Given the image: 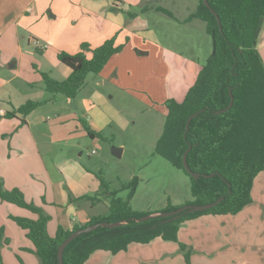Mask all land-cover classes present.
Wrapping results in <instances>:
<instances>
[{
	"label": "crops",
	"instance_id": "0c3cea01",
	"mask_svg": "<svg viewBox=\"0 0 264 264\" xmlns=\"http://www.w3.org/2000/svg\"><path fill=\"white\" fill-rule=\"evenodd\" d=\"M149 2L150 0H0V42H4L6 33L9 36L18 35L23 40L25 36L22 32L24 31L29 35L28 44L36 48L41 58H47L49 53L58 59L60 52L75 54L83 43H89L93 48H97L107 40L115 38L116 45H123V50L114 55L97 76V85L108 86L109 92L112 93L110 97L112 101L115 96H120L128 105L131 102L147 103L166 117L168 114L166 101L174 99L183 102L187 92L195 84L203 66L200 59L193 53L200 54L203 52V47L190 39L189 41L181 40L167 30L164 34L159 32L157 34L144 15L137 12L134 18L129 15L134 13L130 10L131 6L142 3H145L142 12L146 14L159 12L157 8L161 6L154 5L153 2L149 5ZM198 3L199 0L195 1V11ZM192 10V13L189 11L185 17L174 15L175 19H173L180 24L193 25L195 21H198L197 19L182 23L195 12ZM15 42L16 40H13L12 43L15 51L6 61H12L9 69L15 70L14 76L0 83L1 115L12 111V108L8 109L9 106L13 105V109L16 108L14 102L16 94L20 93L19 89L16 85L8 87L24 75L21 70L24 60L22 50L18 42L17 46ZM182 44H186L182 46L184 49H180ZM186 47L188 49H185ZM257 49L264 62V24L258 38ZM0 51L5 53L2 47ZM91 55L89 53L88 57ZM61 64L64 68L58 67L59 71L67 79L72 70ZM36 71L41 73L42 69L38 68ZM11 88L12 90H9ZM108 100L101 91H95L92 100H84L87 111L83 119L88 122L94 132L101 133V136L107 127H111L116 121H121V115L113 109L112 101ZM28 117L26 123L22 124L21 117L5 119L0 116V166L4 160L7 163L16 160L21 162V159L26 156H33L34 162L38 164V159L32 151L36 148L34 138L26 132L28 131L26 126H30ZM23 125L26 126L23 127ZM9 134L13 136L7 139ZM6 135L7 138H5ZM98 138L95 137L94 140ZM120 147L123 148L122 155H124L126 147L124 145ZM8 148H13L21 154L16 156L7 153ZM8 166L9 164L4 168L0 167V176L5 179L6 188L21 187L28 201L33 200L34 204L42 207L51 216L48 223V233L51 237L56 235L59 226L71 231L76 225L86 224L94 216L105 215L95 213L97 205L101 203L110 205L109 202L100 199L94 204L79 205L74 208V204L69 202V194H65V183L76 198L92 196L90 193L94 195L99 191L100 181L95 173L84 168L65 167V163L62 164V162L56 164L63 176L58 181L48 170L46 173L40 172L43 174L39 176V170L31 171V167L28 166L19 164ZM68 173L71 174L70 179H67ZM32 175L43 178L45 182L40 183L31 179ZM43 188H46L45 192ZM252 197L253 203L237 215H205L181 225L180 242L191 246L195 251L191 264L262 263L247 261L244 253L241 257L235 252L236 258L232 259L225 256L226 250L238 248L234 245L235 242L245 246L246 243L243 244L238 239L240 232H244L245 235L248 232H257L264 236V172L260 173L254 181ZM65 207L67 208L66 223L65 216L63 218L61 214V210ZM73 211L74 214H72ZM10 216L38 218L26 209L0 199V227L6 228L5 234L10 240V243L1 249L4 263L39 264L38 257L31 251L25 250L34 249L27 238L26 231L18 227ZM261 235L257 243L264 249V238H261ZM176 254H178L177 259L182 257L177 243L157 238L149 244L133 243L127 251L117 255L97 251L85 264H179L174 257ZM262 255L264 256V252ZM217 256L220 259H217Z\"/></svg>",
	"mask_w": 264,
	"mask_h": 264
},
{
	"label": "trees",
	"instance_id": "16d2710c",
	"mask_svg": "<svg viewBox=\"0 0 264 264\" xmlns=\"http://www.w3.org/2000/svg\"><path fill=\"white\" fill-rule=\"evenodd\" d=\"M208 1L211 8L206 6L204 0H200L196 11L182 23L194 19L204 22L207 33L213 39L214 52L183 102L174 99L166 101L168 114L155 151L190 178L195 199L190 205L223 200L209 210L184 213L175 220L161 224L168 218L159 214L180 207L168 206L161 212L134 211L129 202L134 196L137 178L123 185L122 190H130L124 201L117 197L119 191H111L103 176L96 174L100 188L94 197L87 195L74 198L70 194L69 201H92L94 204L102 198L109 199L108 214L94 216L86 224L76 225L71 231L59 226L56 235L51 237L48 233L51 216L42 207L28 202L22 190L6 189L0 177L1 201L38 216L37 219L10 216V219L26 231L34 249L25 250L34 253L39 264H59L58 250L61 244L77 230L98 223L121 225L115 228L100 227L76 238L65 249L64 264H85L97 251L117 255L127 251L133 243L149 244L157 238L177 243L186 264H191L192 249L179 240L182 224L205 215H237L253 203L254 181L264 172V62L257 49L264 24V0ZM157 11L174 18L167 9L159 7ZM129 15L136 17L135 13ZM123 47L117 46L115 38H112L97 48L83 43L75 54L60 52L59 61L69 67L72 73L67 79L59 81L41 72L46 91L75 101L88 76H98ZM89 53L91 57H88ZM43 104L42 101L29 100L0 116L5 119L21 117L22 124H25L26 118ZM220 111L223 112L218 113ZM194 114L197 115L188 128V120ZM79 121L88 136H101V133L92 130L85 119ZM187 151L188 166L193 173L200 175L197 180L185 168L184 155ZM153 215L155 217L147 221H137ZM5 232L6 228L0 227V264H5L1 249L10 243Z\"/></svg>",
	"mask_w": 264,
	"mask_h": 264
},
{
	"label": "rangeland",
	"instance_id": "374dc122",
	"mask_svg": "<svg viewBox=\"0 0 264 264\" xmlns=\"http://www.w3.org/2000/svg\"><path fill=\"white\" fill-rule=\"evenodd\" d=\"M195 1L198 0H150L149 5L153 2L152 4L171 11L175 17H185L189 11L192 13V9V11H195ZM144 5L145 3L133 5L130 10L144 15L147 20L149 19L150 26L157 31V34L158 32L164 34L167 30L171 34L180 37L181 40L189 41L190 39L199 44L200 47L202 46L203 52L200 54L193 53V55L200 59L202 66L207 63L214 52V46L213 39L207 33L204 22L198 20L193 25L180 24L160 12L154 11L147 14L142 12ZM22 34L25 36L23 40L18 35L15 37L6 33L4 42H0V47L5 50L4 54L0 51V57L2 56V59H0V83L2 80L11 79L14 76L15 70L9 69L12 61H6L15 51L12 43L13 40H16V46L18 42L23 54L22 59L24 60L22 61L21 70L24 75L8 87L16 85L20 92L16 94L14 106L19 108L29 100L44 102L28 117L30 126L25 125L28 129L26 132L34 138L36 148L32 151L38 159V164L34 162L35 158L33 156H26L21 159V162L16 160L7 163L4 160L1 163V168H4L7 164H9L8 167L19 164L31 167V171L39 170L38 173L43 171V173H46L48 170L55 177V180L60 181L63 176L56 164L62 162V164L65 163V167L84 168L95 173V175L101 174L109 183L110 190L119 191L117 197L124 201L127 200L130 190H122L123 185L137 178L135 193L129 203L134 211L141 213L161 212L168 206L184 207L194 202L190 178L183 171L176 169L169 161L156 154V144L163 134L166 122V117L160 111L152 109L151 105L147 103L131 102L128 105L120 96H115L113 101L110 100L112 93L109 92L108 86L97 85V76L93 74L88 76L85 87L80 90L75 101H70L60 94L54 95L47 92L41 73H37L36 70L38 68L42 69V72L49 73L52 78L63 81L66 79L65 75L59 71L58 67H64L56 56H51L49 53L47 58H41L36 48L32 44H28L29 35L24 31ZM184 45L186 44L180 45V49ZM185 49H188V47ZM9 90H12V88ZM95 91H101L105 98L109 99L108 101H112L113 109H116L121 115V121H116L111 127H107L102 133L103 136L96 140L88 136L79 121L86 115L87 111L84 100H92ZM11 108L13 110V105L8 107V109ZM25 126L23 125V127ZM12 136L9 134V138H7V135L5 138L10 139ZM120 145H124L126 150L124 155L117 157L113 154V148L123 149ZM7 153L16 156L21 154L14 151L13 148H8ZM43 173H40L39 176ZM68 174L67 179H70L71 174ZM39 176L32 175L31 179L33 178L40 183L45 182ZM2 180L5 185V179L2 178ZM14 188L23 191L21 187ZM64 189L66 195L69 194L70 196L71 194L74 197L72 190L66 183ZM43 191L45 192L46 188H43ZM23 193L25 194L24 191ZM90 195L94 197L95 194L90 193ZM25 198L28 199L26 194ZM102 199L110 204L109 199ZM28 202L33 203V200ZM79 202L71 204H74L75 208L79 205L92 203V201ZM84 202L89 203L85 204ZM97 206L95 213L108 214L110 205L106 206L101 203ZM66 211V207L61 210L62 217L65 216V223L67 220ZM75 212L73 211L72 214ZM260 235L257 232H248L246 235L244 232H240L238 239L241 240V243H246L245 246H240V242H235L234 245L238 248L226 250V258H236L234 256L235 252L238 256L243 257L244 253L247 261H261V264H264V256L262 255L264 249L257 243ZM261 238H264V236L261 235ZM189 247L192 249V261L195 251L191 246ZM178 254L174 256L176 257L175 260L179 261V264H186L183 254H181L182 257L177 259ZM217 259L220 258L217 256Z\"/></svg>",
	"mask_w": 264,
	"mask_h": 264
},
{
	"label": "water",
	"instance_id": "95a60500",
	"mask_svg": "<svg viewBox=\"0 0 264 264\" xmlns=\"http://www.w3.org/2000/svg\"><path fill=\"white\" fill-rule=\"evenodd\" d=\"M206 6L208 8H211L210 7V4H209V1L208 0H204ZM217 16V15H216ZM217 19H218V22L220 24V19L219 17L217 16ZM233 103V101H232ZM232 103H231V106H232ZM230 106V107H231ZM223 111H220L218 113H221ZM197 114H194L192 115L189 120H188V125L187 127L189 128V124L191 123L192 119L196 116ZM190 150V149H189ZM188 150V151H189ZM188 151L185 153L184 155V165H185V168L187 170V172L194 178V179H199L200 178V175L199 174H196V173H193L190 169V167L188 166V163H187V155H188ZM122 153H123V149L121 148H113V154L117 157H121L122 156ZM205 177H209V176H205ZM223 200V198L217 200L216 202L214 203H211V204H205V205H187V206H184V207H180L179 209L175 210V211H172V212H164V213H161L159 214L158 216H161L163 218H168L167 220H164L163 222H161V224H165L167 222H170L172 220H175L177 219L181 214H184V213H189V212H200V211H205V210H209L211 208H213L214 206H216L217 204H219L221 201ZM155 217V215L153 216H145V217H142L140 219H138L137 221L138 222H144V221H147L151 218ZM121 224L120 223H115V224H107V223H98V224H95V225H92V226H88L86 228H82V229H79L77 230L76 232L72 233L62 244L61 246L59 247V250H58V260H59V264H64V252H65V249L67 248V246L72 243L76 238H78L79 236H81L82 234H85V233H90V232H93L95 230H97L98 228L100 227H108V228H115V227H118L120 226Z\"/></svg>",
	"mask_w": 264,
	"mask_h": 264
}]
</instances>
